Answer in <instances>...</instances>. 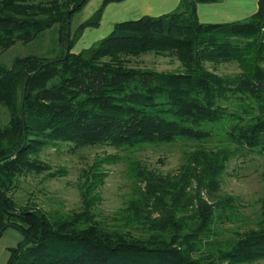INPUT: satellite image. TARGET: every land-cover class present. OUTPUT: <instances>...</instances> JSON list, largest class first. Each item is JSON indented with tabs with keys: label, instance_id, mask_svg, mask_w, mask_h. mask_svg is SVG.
<instances>
[{
	"label": "trees",
	"instance_id": "16d2710c",
	"mask_svg": "<svg viewBox=\"0 0 264 264\" xmlns=\"http://www.w3.org/2000/svg\"><path fill=\"white\" fill-rule=\"evenodd\" d=\"M102 3L73 30L71 17L87 0H0V52L57 25L56 57L25 55L0 62V235L23 237L5 264H229L264 259V196L256 226L233 195L220 194L232 158L264 156V0L247 17L201 22L197 3L114 23L78 52L76 41L99 25ZM173 55L180 70L130 66L143 53ZM234 61L219 74L207 62ZM184 146L174 170L161 172L132 153L148 145ZM110 145L123 151L130 189L124 205L96 211L106 155L83 169L81 207L45 212L11 195L20 175L49 169L45 147ZM59 171H52L54 176ZM42 221V231L34 215ZM239 225L224 227L223 222ZM236 221V222H235ZM225 233H229L228 235Z\"/></svg>",
	"mask_w": 264,
	"mask_h": 264
},
{
	"label": "rangeland",
	"instance_id": "374dc122",
	"mask_svg": "<svg viewBox=\"0 0 264 264\" xmlns=\"http://www.w3.org/2000/svg\"><path fill=\"white\" fill-rule=\"evenodd\" d=\"M96 1L88 0L79 11L74 13L71 17L72 30L80 21L92 13ZM96 32L99 33L98 36L104 34L103 29ZM108 33H105L102 37ZM60 49L57 25H54L29 42L16 41L5 51L0 52V62L10 65L16 57L25 55L52 58L58 56ZM128 64L160 71L181 69V63L176 56L155 54L154 52L132 56ZM206 65L219 74L239 71V67L234 61L219 62L217 64L207 62ZM7 120L8 112L0 104V124L6 123ZM183 149L184 146L181 142L148 145L134 151L132 155L147 163L150 167H155L164 173L177 168L182 160ZM109 154L116 155L119 158H116L113 162L104 161L100 165V169L106 171V175L97 188L99 201L96 205L98 214L106 216L124 205L130 189V183L125 174L127 163L124 158L127 154L124 155L123 151H118L110 145L75 147L72 143H60L45 147L40 153V157L45 163L49 164L50 168L41 173L31 172L20 175L16 187L11 191V195L19 205L35 206L45 212L78 210L81 207L78 184L79 180L83 178V176L80 177L82 170L87 169L95 161L100 163L99 160ZM52 171H59V173L52 176L50 175ZM220 194H229L237 198L234 204L245 219L243 222L242 220L239 222L242 228L256 226L261 197L264 196V156L248 154L232 158L222 175ZM239 224L228 221L223 222L224 227ZM225 234L228 235L229 233ZM22 237V232L14 226H8L4 229L0 235V264H5L9 255L8 248L16 245ZM223 264L229 263L224 262ZM237 264H264V259Z\"/></svg>",
	"mask_w": 264,
	"mask_h": 264
},
{
	"label": "crops",
	"instance_id": "0c3cea01",
	"mask_svg": "<svg viewBox=\"0 0 264 264\" xmlns=\"http://www.w3.org/2000/svg\"><path fill=\"white\" fill-rule=\"evenodd\" d=\"M257 1L258 0L199 1L197 3V15L201 22H227L236 19H241L249 16L250 14L256 11ZM178 2L179 0L109 1L106 3L103 9L99 25L96 27L86 28L83 31L81 37L74 44L72 51L78 52L82 48L89 46L91 42L102 37L105 33L109 32L112 29L114 23L116 22L128 19H135L145 14L159 15L161 13L172 10L174 7H176ZM101 3L102 0H97L94 4L95 8L93 9L95 10ZM94 10L92 11V13L94 12ZM99 29L104 30V34L101 36H98L99 33L96 32Z\"/></svg>",
	"mask_w": 264,
	"mask_h": 264
},
{
	"label": "water",
	"instance_id": "95a60500",
	"mask_svg": "<svg viewBox=\"0 0 264 264\" xmlns=\"http://www.w3.org/2000/svg\"><path fill=\"white\" fill-rule=\"evenodd\" d=\"M27 212L35 216V218L37 219V221H38V223L40 225V230L42 231L43 225H42V221L40 220L39 216L32 210L27 211Z\"/></svg>",
	"mask_w": 264,
	"mask_h": 264
}]
</instances>
